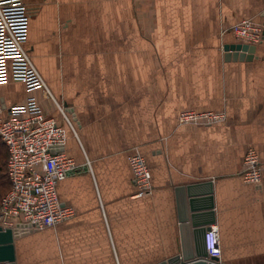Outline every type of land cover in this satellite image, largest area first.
I'll use <instances>...</instances> for the list:
<instances>
[{
  "label": "crops",
  "instance_id": "crops-1",
  "mask_svg": "<svg viewBox=\"0 0 264 264\" xmlns=\"http://www.w3.org/2000/svg\"><path fill=\"white\" fill-rule=\"evenodd\" d=\"M27 49L53 98L80 166L57 185L75 210L15 240L16 264H155L177 254V188L213 181L225 264H264V178L244 180L254 148L264 164V44L258 59L229 56L241 19L264 21V0H24ZM22 82L0 81V104L24 103ZM74 112L75 130L58 104ZM184 111L224 112L223 122L180 123ZM5 115L7 110L4 111ZM73 114V113H72ZM0 142V147H3ZM143 155L150 194L129 156Z\"/></svg>",
  "mask_w": 264,
  "mask_h": 264
},
{
  "label": "built area",
  "instance_id": "built-area-1",
  "mask_svg": "<svg viewBox=\"0 0 264 264\" xmlns=\"http://www.w3.org/2000/svg\"><path fill=\"white\" fill-rule=\"evenodd\" d=\"M29 22L24 0H0V81L9 69L11 78L24 83L28 94L24 103L8 108L0 104V139L8 152L6 167L10 183L0 202V225L15 229L17 237L56 226L74 216L75 210L59 200L57 185L80 171V166L66 154L65 126L45 111L35 95L42 90L53 98L26 46ZM231 30L240 43L264 44V21L241 19ZM57 104L63 119L76 132L72 108ZM225 118L224 112L184 111L179 120L183 124L213 125ZM129 162L138 188L135 197L150 194L152 173L146 158L136 152L129 156ZM242 176L248 183L262 184L264 164L254 148L244 157ZM207 250L210 257L221 260L220 230L216 224L207 232Z\"/></svg>",
  "mask_w": 264,
  "mask_h": 264
},
{
  "label": "water",
  "instance_id": "water-1",
  "mask_svg": "<svg viewBox=\"0 0 264 264\" xmlns=\"http://www.w3.org/2000/svg\"><path fill=\"white\" fill-rule=\"evenodd\" d=\"M260 46L235 42L226 44L224 50L235 59L253 61L259 57ZM177 193L181 248L177 254L155 264H225L219 258L210 257L207 250V232L217 223L213 181L181 186ZM16 235L15 229L0 225V264H16Z\"/></svg>",
  "mask_w": 264,
  "mask_h": 264
},
{
  "label": "rangeland",
  "instance_id": "rangeland-1",
  "mask_svg": "<svg viewBox=\"0 0 264 264\" xmlns=\"http://www.w3.org/2000/svg\"><path fill=\"white\" fill-rule=\"evenodd\" d=\"M2 146L0 147V202L9 188V179L6 171L8 152L5 145L3 144Z\"/></svg>",
  "mask_w": 264,
  "mask_h": 264
},
{
  "label": "trees",
  "instance_id": "trees-1",
  "mask_svg": "<svg viewBox=\"0 0 264 264\" xmlns=\"http://www.w3.org/2000/svg\"><path fill=\"white\" fill-rule=\"evenodd\" d=\"M0 140H1V139H0ZM3 144H4V143H3ZM6 163H7V162H6ZM6 171H7V167H6ZM9 186H10V183H9ZM8 189H9V188H8ZM8 189H7V190H8ZM6 192H7V191H6Z\"/></svg>",
  "mask_w": 264,
  "mask_h": 264
}]
</instances>
